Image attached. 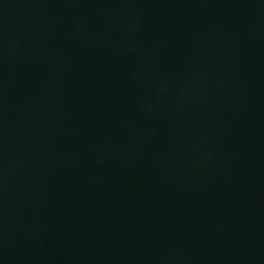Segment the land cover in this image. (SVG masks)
Masks as SVG:
<instances>
[{
    "label": "water",
    "instance_id": "1",
    "mask_svg": "<svg viewBox=\"0 0 264 264\" xmlns=\"http://www.w3.org/2000/svg\"><path fill=\"white\" fill-rule=\"evenodd\" d=\"M0 264H264V0H0Z\"/></svg>",
    "mask_w": 264,
    "mask_h": 264
}]
</instances>
